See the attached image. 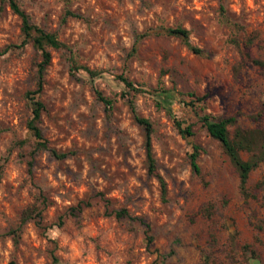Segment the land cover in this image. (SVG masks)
Returning a JSON list of instances; mask_svg holds the SVG:
<instances>
[{
	"label": "clouds",
	"instance_id": "9594fccd",
	"mask_svg": "<svg viewBox=\"0 0 264 264\" xmlns=\"http://www.w3.org/2000/svg\"><path fill=\"white\" fill-rule=\"evenodd\" d=\"M53 256L264 264V0H0V264Z\"/></svg>",
	"mask_w": 264,
	"mask_h": 264
},
{
	"label": "trees",
	"instance_id": "16d2710c",
	"mask_svg": "<svg viewBox=\"0 0 264 264\" xmlns=\"http://www.w3.org/2000/svg\"><path fill=\"white\" fill-rule=\"evenodd\" d=\"M49 41H53V38L52 37H48L47 38ZM45 56L47 57V53L45 54ZM37 119H39V114H37ZM228 125H235V118H231L227 121H225L224 123H222L217 129H215V135L217 136L218 139H222L225 141V146L228 148V151L232 152L233 154H235V147H232L230 144H228V138L231 134V130L229 131L228 130ZM31 126V125H30ZM37 135H39V132H37ZM250 136L251 134H246V133H242L238 128L236 130V136L237 137H240V136ZM254 142L253 139H250L249 140V143H252ZM46 145H40V147H45ZM57 158L58 159H62L63 157L62 156H59L57 154ZM30 165H31V161L29 162L28 164V169L30 171ZM36 210H30L29 212H25V213H22V221L23 220H26V219H29L31 218V215L35 212ZM10 234H15L14 232L13 233H10ZM57 261H56V258L53 256V264H55Z\"/></svg>",
	"mask_w": 264,
	"mask_h": 264
},
{
	"label": "rangeland",
	"instance_id": "374dc122",
	"mask_svg": "<svg viewBox=\"0 0 264 264\" xmlns=\"http://www.w3.org/2000/svg\"><path fill=\"white\" fill-rule=\"evenodd\" d=\"M213 86H214V85L209 84V87H210V88L213 87ZM217 91H220V90L217 89ZM224 99H225L224 97H221L222 102H223ZM212 103L215 104V98H212ZM243 114H244L243 112L239 113V115H243ZM3 123H4L6 126H7V125H10V124H11V119H10V118L5 119V120L3 121ZM236 123H237V122H236V120H235V124H236ZM228 130L230 131L231 129L228 128ZM74 154H75V153H73V155H74ZM31 155L34 156L35 153H31ZM60 160H63V158L60 159ZM32 168H33V162H31V165H30L29 175H32L33 178L35 179V175H36V174L32 172ZM256 179H258V176H253L251 182H254ZM251 182H250V183H251ZM43 198H44L45 204H47V203H48V201H47V197H43ZM200 199H202V197H197V199L194 201V203H199ZM252 199H256V197H255V196H252ZM202 211L205 212V213L210 214V209L207 208V207L204 208V209H202ZM61 221L63 222V217H61ZM54 257H55V256H54ZM56 261H57V260H56ZM13 264H15V261H13ZM55 264H58V261H57Z\"/></svg>",
	"mask_w": 264,
	"mask_h": 264
}]
</instances>
